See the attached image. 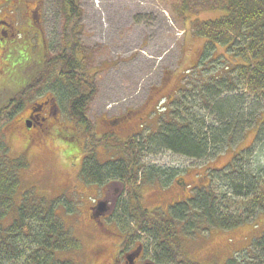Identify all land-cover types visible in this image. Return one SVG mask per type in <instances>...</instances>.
<instances>
[{
  "label": "rangeland",
  "instance_id": "obj_1",
  "mask_svg": "<svg viewBox=\"0 0 264 264\" xmlns=\"http://www.w3.org/2000/svg\"><path fill=\"white\" fill-rule=\"evenodd\" d=\"M193 1L194 4L189 5L190 9L183 11L182 0H77L78 19L74 18L67 24L64 0H39L50 53L53 54L59 46L66 28L76 25L73 29L76 53L81 51L80 59L85 63L93 86H88L92 93L85 110L87 120L93 128L92 135L100 137L101 120L118 118L132 111L136 115H143L144 120L148 118V127L155 126L158 119L153 112L155 108L156 112L161 111L159 102L168 100L178 89L183 90L200 81L196 79L197 73L192 71L194 66L198 67L195 70L202 71L204 78L211 79L218 70L225 68L232 71L241 64V57L233 54L228 49L229 46H208L204 37L197 35V32L205 29V26L199 25L222 16V11L215 7L216 0ZM203 50L206 52L205 58H200ZM214 60L220 62L216 69L211 65ZM48 85L47 90L58 98L61 96V89L67 88L55 78ZM239 92L249 99L256 94L245 86ZM88 93L87 89L86 94ZM235 93L232 92L229 96H238ZM261 96L260 94L259 102L264 110V97ZM8 97V94L0 95V112L8 103ZM195 105L192 112L198 116L200 113L196 108L199 109V104ZM205 113L203 110L206 123L210 125L215 118L213 114ZM14 120L15 117L7 122L5 119L0 122V160L22 158L24 164L23 169L18 172L15 207L26 193L30 202L43 199L46 208L80 241L82 251L76 254L57 252L55 258L58 261L103 264V258L96 257L94 249L103 246L113 253L121 238L118 236L120 233L117 225L113 222H107V227L101 228L99 223L90 218V202L96 197L101 198L105 188L84 183L79 177L80 161L76 159L72 162L67 158L79 151L77 148L82 147L83 139L75 136L76 139L71 140L77 146L75 148L56 137L60 134L49 128L41 135L42 142L38 143L37 140V146H30L26 143L22 129L16 123L12 124ZM138 121L134 120L133 128L140 124ZM60 122L66 126L64 133L75 132L69 129L73 127L69 120L63 118ZM253 126L246 127L238 140L229 148H224L218 156L202 162L186 160L166 151L145 156L142 160L144 167H154V172H159L160 176L150 177V180L139 185V205L145 210L160 209L166 212L173 202L190 199L192 194L189 187H198L201 179L206 183V176L212 178L210 185L216 195L215 203L220 204L222 174L208 170H227L234 153L251 147L256 135ZM133 128L121 132L118 140L125 141ZM12 130L14 131L11 132ZM136 130L138 129L134 131ZM77 134L82 135V130L77 128ZM25 146L27 152L23 156ZM104 148L106 147L100 145L95 149L94 155L99 161L106 156ZM2 154H5L4 157ZM245 160L252 172L258 165L263 168L264 148L255 150ZM144 171L143 169L141 175L143 177ZM170 173L173 175L168 176ZM252 174L255 175L256 171ZM183 185L187 186L186 189ZM108 191L109 197L126 201L127 187L115 183L109 186ZM230 202L229 215L245 214L243 208L237 205L240 200L232 198ZM13 216V212L9 213L2 226L6 227ZM169 220L176 224L178 230L181 227L182 232H178L176 242L178 241L184 257L191 262L226 264L228 260L234 259L233 264H264V239L260 244L257 243L258 250L251 247L255 240L264 236L263 213L254 215L248 223L231 229H215L207 225L195 229L201 222L196 217L192 219L195 222L192 234H188L189 228L183 226L185 222L181 223L175 217ZM141 239L146 242L144 237Z\"/></svg>",
  "mask_w": 264,
  "mask_h": 264
},
{
  "label": "trees",
  "instance_id": "obj_2",
  "mask_svg": "<svg viewBox=\"0 0 264 264\" xmlns=\"http://www.w3.org/2000/svg\"><path fill=\"white\" fill-rule=\"evenodd\" d=\"M193 2L182 0V10L190 9L189 5L194 4ZM216 2L215 7L222 11V16L199 25L205 26V29L197 32V35H202L208 46L215 44L229 46L228 49L233 51V54H238L242 62L232 71L225 68L218 70L211 79L204 78L201 75L202 71L195 70L198 67L194 66L192 71L197 73L196 79L200 81L183 90L178 89L168 98L165 113L157 117L158 121L156 120L154 126L156 129L153 131L145 133L142 130L123 142H115L109 137L97 139L94 134L92 135V127L85 116L92 93L88 88L91 82L85 63L79 56L81 51L76 53L77 45L73 36L76 25L67 27L62 36L64 47L62 53L71 49L69 54H74L71 64L67 65L66 59H61L56 69L46 71L42 79L43 82L45 79L55 78L67 87L61 89L59 98L57 95L56 97L65 105L69 103L66 110L76 130L72 133L74 137L65 135L64 141L71 142L72 139H76L75 136L88 140L83 148L79 176L86 183L98 186L105 181L117 180L124 188H128L126 201L119 199L115 204L116 210L114 208L112 221L117 225L119 232L126 236L127 241L134 237L142 243L141 238L146 239V243L143 244L154 264H198L184 257L178 241L176 242L178 232H182L181 227L178 230L176 224L169 218L175 217L181 223L185 222L183 226L189 228L188 231L191 232L195 223L192 219L196 217L201 219V222L195 229L203 228V225L215 229H231L248 223L254 215L264 214V167L258 165L253 170L256 171L254 175L245 162L255 150L264 148V110L259 102V95L264 97V0H216ZM64 10L67 24L74 18L78 19L77 0H64ZM205 54L203 50L200 58H205ZM211 65L216 69L220 62L214 60ZM244 86L256 94L250 99L247 98L239 92ZM232 92H236L238 96L230 97ZM154 104L155 101L153 107ZM195 104H199V109L198 107L196 109L202 115L197 116L192 112ZM203 110L206 111L205 114L209 112L208 114H213L215 118L210 125L206 123ZM11 111L12 106H5L0 112V122L4 119L8 121L6 112ZM144 121L135 129L143 126ZM147 125L144 123V129L148 128ZM248 126L256 129L254 144L237 154L234 153L227 170H208L222 174L220 204L215 203L216 195L210 185L212 178L206 176V183L201 179L198 187L192 189L189 187L192 194L190 199L173 202L165 213L160 209L145 210L139 205V185L152 177L160 176L159 172L157 174L154 172V167H144L142 160L145 156L166 151L186 160L202 162L218 156L224 148H229ZM77 128L82 130V135L77 134ZM100 145L106 147L108 151L119 149V156L122 159L118 158L106 164L96 161L93 156L94 150ZM2 155L4 157L5 154ZM4 159L0 160V264H74L58 261L55 253L76 254L82 251V244L70 229L46 208L43 199L30 202L26 193L21 196L20 204L15 207L14 198L19 185L18 172L23 169L24 164L19 159L13 161ZM143 169L144 177L141 176ZM161 175L164 173L161 172ZM183 187L186 189L187 186ZM232 198L240 200L237 205L243 208L245 214L242 216L228 214ZM12 212L14 216L9 224L6 227L2 226V222ZM190 232L188 234H192ZM263 239L264 236L259 237L251 247L254 246L253 248L258 250L257 243L260 244ZM232 261L234 259L228 260L226 264H233Z\"/></svg>",
  "mask_w": 264,
  "mask_h": 264
},
{
  "label": "flooded vegetation",
  "instance_id": "obj_3",
  "mask_svg": "<svg viewBox=\"0 0 264 264\" xmlns=\"http://www.w3.org/2000/svg\"><path fill=\"white\" fill-rule=\"evenodd\" d=\"M41 8L39 0H0V95L16 91L23 94L20 100L16 99L17 96L10 98L9 105H12V109H14L15 120L12 124L16 123L18 128L22 129L21 132L24 134L26 143L30 146L31 144L37 146V140L38 143L42 142L41 135L49 128L59 133L60 136L56 137L62 141L65 140V135L71 137L73 133H64L63 130L66 126L60 122L63 118L68 121L65 109L69 103L67 105L61 103L52 91L43 93L42 89L48 87V80L43 86L44 80L42 82V79L46 71L51 68L56 69L61 59H66L67 65H70L74 54H69L71 49L68 50V46V51L65 50V53H61L64 49L62 42L59 43L53 54L49 53V43L44 33ZM142 116L136 115L132 111L118 118L103 119L101 120L102 133L98 138L109 137L115 142H121L118 140V135L133 128L134 120H143ZM135 128L136 125H134V130ZM69 129L74 130V127H69ZM133 135L134 133L131 134V136ZM73 147L77 148L75 145ZM77 149L79 150V148ZM103 150L106 156L100 163L106 164L112 159L114 161L119 158L117 153L119 149L107 151L104 148ZM26 152L27 146L24 147V153ZM67 158L72 162L76 159L79 160L80 168L83 158L79 151L74 156H67ZM115 183L120 184L117 180L103 182L101 185L102 188H105L103 196L97 197L96 200L98 203L106 204V211L95 217L98 212L93 208L94 206L89 210L90 218L99 223L102 228L107 227V222H113V210L119 199L109 197L108 188ZM118 236L121 240L116 244L115 252L112 253L104 249L103 246L94 249L96 257L103 258V264L150 263L143 243H139L134 237L131 241H127L126 236L122 233Z\"/></svg>",
  "mask_w": 264,
  "mask_h": 264
},
{
  "label": "water",
  "instance_id": "obj_4",
  "mask_svg": "<svg viewBox=\"0 0 264 264\" xmlns=\"http://www.w3.org/2000/svg\"><path fill=\"white\" fill-rule=\"evenodd\" d=\"M97 208L100 213H103L105 211L104 205L98 206Z\"/></svg>",
  "mask_w": 264,
  "mask_h": 264
}]
</instances>
